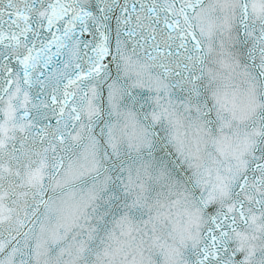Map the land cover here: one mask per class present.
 I'll use <instances>...</instances> for the list:
<instances>
[{
    "label": "snow or ice",
    "instance_id": "1",
    "mask_svg": "<svg viewBox=\"0 0 264 264\" xmlns=\"http://www.w3.org/2000/svg\"><path fill=\"white\" fill-rule=\"evenodd\" d=\"M0 264H264V0H0Z\"/></svg>",
    "mask_w": 264,
    "mask_h": 264
}]
</instances>
